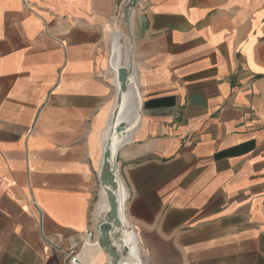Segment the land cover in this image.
<instances>
[{"label":"crops","instance_id":"obj_1","mask_svg":"<svg viewBox=\"0 0 264 264\" xmlns=\"http://www.w3.org/2000/svg\"><path fill=\"white\" fill-rule=\"evenodd\" d=\"M126 1L0 0V264H66L70 240L110 264L94 210ZM130 33L120 264H264V0H137Z\"/></svg>","mask_w":264,"mask_h":264},{"label":"bare ground","instance_id":"obj_2","mask_svg":"<svg viewBox=\"0 0 264 264\" xmlns=\"http://www.w3.org/2000/svg\"><path fill=\"white\" fill-rule=\"evenodd\" d=\"M125 7V6H124ZM122 7V16L123 18L119 21L123 23L125 26L127 33H124L122 30H118L120 37L122 39V49L124 51V54L126 56L125 58V63L124 66H127L128 63H132V53H133V39L131 36V17H132V12L134 10L133 6H128L126 8ZM114 84L118 87V91L116 93L119 95V98L116 99L115 96V105L113 107V113H116V116L114 119H112L108 123L107 130H106V141L105 144L108 140H110V151H111V159L113 158L114 151L116 149V146L131 132V130L136 126V123L139 118V111L137 114V117L129 123V118L130 116L135 112V107H134V102H135V97L136 94L138 96L139 104H140V93L139 90L135 84V81L133 78L129 75L128 77V88L124 92L119 91V86H120V79H119V70L116 72L115 77H114ZM124 122L125 126L123 131L116 132L115 128L116 126L120 123ZM105 146V145H104ZM104 148V147H103ZM103 152V151H102ZM102 158V156H101ZM101 164V162H100ZM100 169V166H99ZM98 169V171H99ZM117 180V177H116ZM118 183V189L116 191V194L118 196V202H119V212H121V206H122V186L117 180ZM108 201L106 198V195L104 193V189L102 186H100L99 189V198L98 201L95 205V210H94V216L96 219V222H99L104 219V214L108 210ZM121 218V217H120ZM124 228L122 230V242L123 244L127 247V255H129L131 258L136 260L137 254L135 253L133 249V240L131 239L130 236V231L128 227L123 223ZM98 234V232H97ZM98 242V241H97ZM99 244V243H98ZM100 245V244H99ZM126 250V251H127ZM78 257V256H77ZM81 259V258H80ZM82 262V260H81ZM73 264H79L78 261ZM83 264V262H82Z\"/></svg>","mask_w":264,"mask_h":264},{"label":"water","instance_id":"obj_3","mask_svg":"<svg viewBox=\"0 0 264 264\" xmlns=\"http://www.w3.org/2000/svg\"><path fill=\"white\" fill-rule=\"evenodd\" d=\"M137 0H130L126 3L125 7L128 6H136ZM131 63H128L127 66H123L119 68V79L120 86L119 91L124 92L128 88V77L131 72ZM119 98L117 94L116 99ZM116 113L112 114V119H114ZM125 126L124 122H120L116 128V132L123 131ZM111 159V151H110V140H108L103 148L102 158L100 169L98 171V181L99 185L103 187L104 193L106 195L108 201V210L104 214V219L96 222L95 229L98 232V243L107 253L110 258V264H120L121 256L118 254L116 248L111 241V233L115 228H119L121 226L120 212H119V202L116 191L118 189V183L116 180V176L112 171V161Z\"/></svg>","mask_w":264,"mask_h":264},{"label":"rangeland","instance_id":"obj_4","mask_svg":"<svg viewBox=\"0 0 264 264\" xmlns=\"http://www.w3.org/2000/svg\"><path fill=\"white\" fill-rule=\"evenodd\" d=\"M120 19V14H119V17L116 20V28L115 30H122L124 33H126V28L125 26L123 25L122 22H120V24H118L117 21H119ZM110 51H111V54L113 55L114 54V57H115V60L114 61V72H113V76H112V83H113V79L115 77V74L116 72L119 70L120 67L123 66V50H122V47L121 45H119L118 43H114V33L113 31L111 32V44H110ZM114 89H115V94L117 92V88L116 86L114 85ZM115 96V95H114ZM113 103V102H112ZM134 120V115L130 118V123ZM104 132H105V128L102 132V146L104 144V140H103V136H104ZM78 249V248H77ZM76 249V250H77ZM62 258H63V261L66 263V264H69V260H70V255L68 254V250L65 251V252H62Z\"/></svg>","mask_w":264,"mask_h":264},{"label":"built area","instance_id":"obj_5","mask_svg":"<svg viewBox=\"0 0 264 264\" xmlns=\"http://www.w3.org/2000/svg\"><path fill=\"white\" fill-rule=\"evenodd\" d=\"M130 0H127L126 3H128ZM112 165V171L113 170V163H111ZM115 174V172H114ZM116 176V174H115ZM98 237V234H97ZM78 243L76 240H70L69 241V247H68V254L70 255V260H69V264H73L76 263L78 261L79 264H82V262L79 260L78 256ZM77 249V250H76Z\"/></svg>","mask_w":264,"mask_h":264}]
</instances>
